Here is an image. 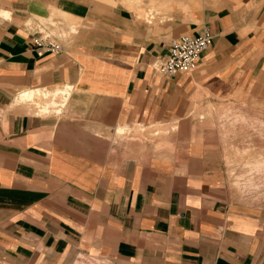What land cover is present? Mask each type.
<instances>
[{"label":"crops","instance_id":"1","mask_svg":"<svg viewBox=\"0 0 264 264\" xmlns=\"http://www.w3.org/2000/svg\"><path fill=\"white\" fill-rule=\"evenodd\" d=\"M1 9L0 264H264V203L229 183L234 149L264 143L227 118L264 112V0ZM32 15L74 24L63 53L38 56ZM205 31L195 71L154 70ZM31 90L67 92L42 114L16 102Z\"/></svg>","mask_w":264,"mask_h":264},{"label":"rangeland","instance_id":"2","mask_svg":"<svg viewBox=\"0 0 264 264\" xmlns=\"http://www.w3.org/2000/svg\"><path fill=\"white\" fill-rule=\"evenodd\" d=\"M30 1L35 2L38 0H30ZM51 16L44 18V17L32 15L29 17L28 20H31L32 22L38 20L42 23L45 22L48 25L49 24L53 25V28H51L52 32L60 39H62L63 42H67L71 40V38L73 37V33H75L77 29L74 26V24L68 22V20L64 16H58L55 18H52ZM42 92L47 93L46 91H42ZM47 94H48L47 96H43V95L37 96L38 98H36L35 101H31L36 109L42 110V107H39L37 105L38 102L41 103V106H44V103L53 101L52 94L51 93H47ZM56 99H57V103L61 104L60 102L61 97L58 96ZM54 108L56 109V107L50 108L48 113H51L50 111L55 110ZM40 113L46 114L43 112ZM258 113L259 115H254L245 118L242 115H236V114L232 116H228L227 118L231 120L230 123L234 127V128L232 127L233 130L235 128L237 129L238 125L246 124L249 122L248 124L252 125L251 128L252 131L249 132V135L247 134L248 139L250 141L246 140V142L253 143L252 141H259V142L261 141L263 144L264 143V112L263 114L261 111ZM228 133L230 135V133H232L231 130H229ZM238 138L239 137H237L236 135L235 141H237ZM259 150L260 149L256 145L252 146V144L250 146H247L246 148L234 149V153L236 158H238V161L234 162V164L231 166V170L229 173V183L234 189L238 190L244 196V198L246 199L248 198L249 200L255 201L256 203L258 202L264 203V146L263 149H261L263 150V152L260 153ZM242 160H244V162H242ZM83 261H87V259ZM94 264H100V263L98 262L96 263L95 261Z\"/></svg>","mask_w":264,"mask_h":264},{"label":"built area","instance_id":"3","mask_svg":"<svg viewBox=\"0 0 264 264\" xmlns=\"http://www.w3.org/2000/svg\"><path fill=\"white\" fill-rule=\"evenodd\" d=\"M29 21L31 20L26 22L25 28L31 36L32 48L38 56L63 53L64 43L52 32L53 25L38 20ZM211 45L212 36L208 31L195 37L184 36L172 43L169 54L159 58L154 63L153 68L158 74L167 78H175L180 73L193 72ZM89 263L94 264L95 261L88 260L83 264Z\"/></svg>","mask_w":264,"mask_h":264},{"label":"bare ground","instance_id":"4","mask_svg":"<svg viewBox=\"0 0 264 264\" xmlns=\"http://www.w3.org/2000/svg\"><path fill=\"white\" fill-rule=\"evenodd\" d=\"M10 15V12L9 11H6V10H0V17L2 18H8ZM31 22V21H29ZM67 92V90H58L54 93H52L53 95V101L52 102H48V103H44V106H41V103L38 102L37 105L39 107H42V110L41 112L43 113H48L50 108H53V107H56L55 111L56 112H59V106L60 104L57 103V97L61 94V95H65ZM47 96L48 94L47 93H43L41 90H31V91H28L26 93H22L21 95H19L20 97L17 99V103H22V102H31V101H35L36 98H38L37 96Z\"/></svg>","mask_w":264,"mask_h":264}]
</instances>
